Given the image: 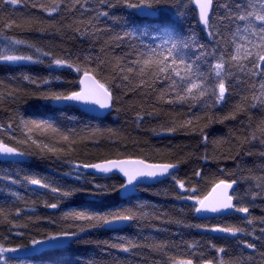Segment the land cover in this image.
I'll return each instance as SVG.
<instances>
[{
  "label": "snow or ice",
  "instance_id": "snow-or-ice-1",
  "mask_svg": "<svg viewBox=\"0 0 264 264\" xmlns=\"http://www.w3.org/2000/svg\"><path fill=\"white\" fill-rule=\"evenodd\" d=\"M45 36L88 47L57 53L36 42ZM3 66L0 164L10 171L0 175V225L25 239L0 235V264L72 249L82 251L52 264H144V250L159 257L153 264H264V214L253 213H264V0H0ZM121 111L138 128L154 122L147 131L155 136L193 138L202 152L154 159L127 145L115 156L79 150L102 146L104 132L91 121ZM228 121L226 134L210 131ZM191 159L203 162L192 169L195 182L178 175ZM36 161L67 170L55 179L26 172ZM169 182L182 202L177 217L140 195ZM17 185L33 204L59 211L39 217L21 207L28 201ZM76 196L85 203L62 207ZM113 196L120 204L108 203Z\"/></svg>",
  "mask_w": 264,
  "mask_h": 264
},
{
  "label": "trees",
  "instance_id": "trees-1",
  "mask_svg": "<svg viewBox=\"0 0 264 264\" xmlns=\"http://www.w3.org/2000/svg\"><path fill=\"white\" fill-rule=\"evenodd\" d=\"M36 42L43 46L48 50L55 51L57 53L60 52L62 48L70 47L76 48L77 46L87 48V42H82L79 39L69 38L66 36H45L36 40ZM26 71L31 72L34 75H44L47 74V69L39 66V65H30ZM10 74V70L7 66L0 67V79L6 78ZM32 104H38V101H31ZM34 110V109H33ZM4 118V114L0 113V120ZM85 123L81 121V125ZM93 126H98L103 132L104 136L101 139V147L93 148L88 146L87 144L78 145L77 147L81 152H90L94 153L96 156H115L118 153L125 152L124 145H127V153H134L139 156H146L154 159H162L169 158L168 154L171 153L172 157L177 155L187 154L189 151L196 152L199 154L202 152V149L198 146L197 141L193 140V138L189 136H185L182 134H176L174 136H155L150 131H147L150 127H155V123L152 124L144 123L139 128L134 123V114L131 111L125 112L121 111L119 114L113 113L112 116L107 117L102 123H98L97 121L90 122ZM231 121L226 122L224 125L217 124L210 131L223 135L226 134L229 128L232 126ZM112 129L116 135H112L107 130ZM110 141H116L115 146H113ZM227 148V145L224 146ZM251 161L253 158H247ZM231 161H222L220 167H230ZM202 161H196L195 159H191L188 165H182V170L178 173L180 178L188 177L195 182V178L192 177V169L202 166ZM67 170L66 165H61L59 163L52 162H42L36 161L32 164L31 168H26V172H32L37 176H44L46 178L55 179L57 176L61 175L62 171ZM213 174L217 173V167L215 164L211 165L210 168ZM5 171H10L8 166L0 164V175H3ZM62 183V181H57ZM107 183H116L119 184V179L104 181ZM0 187H3V183L0 182ZM208 185H203L202 188H207ZM16 190L20 192L21 195L25 197L28 201L27 204L23 202L20 204L21 207L26 208H35V215L39 217H47L52 215L53 213L58 212L59 210L53 209H45L43 207V203L41 200H36L35 204L32 203V200L35 199L32 197L31 193L27 190L26 186L17 185L14 186ZM175 192V188L171 184V182L158 185L155 189L149 192L141 193L140 195L144 198V200L150 203L154 208L158 211L166 213L171 217L180 216V208L182 206V202L174 201L171 197ZM51 200V197L49 198ZM85 203V198L82 196H76L71 201L66 204H63L62 207L69 206H78L80 204ZM108 203L118 205L120 204V200L118 196H113L109 198ZM253 213L256 216H260L264 213H261L260 208L253 209ZM188 220L190 223H196L189 215ZM153 223L159 227L161 226V221H153ZM31 226V225H30ZM171 231H176V226L167 225ZM129 233H134L135 229H129ZM185 233H191L192 236L199 238V233L193 230H183ZM0 235L9 237V234L4 231V225H0ZM110 234L101 232L98 234L97 238L107 239ZM13 242L20 243L25 238L17 237L14 234L9 237ZM82 251L79 249H72L67 252H56L48 255H43L39 257H35V264H52L55 261L62 260H72L77 254ZM251 250H249L250 252ZM122 256L124 254H121ZM133 260L134 264H140L141 257H130ZM159 259L158 256L154 253H149L147 250H144V264H153L155 260Z\"/></svg>",
  "mask_w": 264,
  "mask_h": 264
},
{
  "label": "water",
  "instance_id": "water-1",
  "mask_svg": "<svg viewBox=\"0 0 264 264\" xmlns=\"http://www.w3.org/2000/svg\"><path fill=\"white\" fill-rule=\"evenodd\" d=\"M19 256H21V257H23L25 254L24 253H20V254H18Z\"/></svg>",
  "mask_w": 264,
  "mask_h": 264
}]
</instances>
